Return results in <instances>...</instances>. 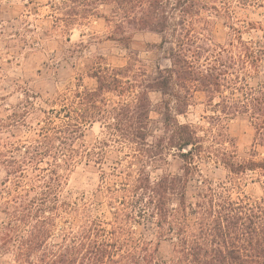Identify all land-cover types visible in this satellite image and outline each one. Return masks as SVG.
<instances>
[{
	"label": "trees",
	"instance_id": "obj_1",
	"mask_svg": "<svg viewBox=\"0 0 264 264\" xmlns=\"http://www.w3.org/2000/svg\"><path fill=\"white\" fill-rule=\"evenodd\" d=\"M52 7L55 27L66 31L103 17L107 39L124 46L129 60L111 66L102 55L86 56L81 70L94 87L62 92L49 109L26 93L0 112L7 194L1 241L16 248L13 264H264V157L257 150L264 148V80L256 77L264 45L243 35L263 28L250 16L264 0H61ZM216 18L229 28L224 42L213 30ZM145 31L160 35L145 48L167 64L149 65L134 50L136 34ZM156 91L165 118L153 133ZM199 91L220 114L207 126L180 122L177 115L187 113ZM238 115L254 129L249 152L226 130L225 118ZM96 122L107 137L89 146L85 129ZM110 142L128 149L127 164L119 159L103 171L93 200L65 197V171L84 160L101 162ZM170 155L182 159L180 171L153 177L148 166L166 164ZM209 161L222 166L225 180L203 174ZM194 175L200 178L190 197ZM252 179L262 189L254 198L243 191ZM100 203L110 219L94 213ZM149 223L157 239L140 230ZM163 239L172 244L167 259L157 255Z\"/></svg>",
	"mask_w": 264,
	"mask_h": 264
},
{
	"label": "rangeland",
	"instance_id": "obj_2",
	"mask_svg": "<svg viewBox=\"0 0 264 264\" xmlns=\"http://www.w3.org/2000/svg\"><path fill=\"white\" fill-rule=\"evenodd\" d=\"M61 0H1L0 1V112L6 108L18 105L25 99V94L34 95V102L44 109L51 107V102L58 94L75 89L94 87L95 79L85 75L81 66L86 56L102 55L105 62L111 66H120L127 63L129 53L127 49L115 41L107 39L109 29L103 17L92 16L84 24L72 26L69 31L65 27H55L53 5ZM259 13L251 14L250 20L260 23L262 29H244V38L247 40L260 39L264 45V8L256 10ZM262 12V13H260ZM213 30L218 39L225 41L224 35L229 31L223 18H216ZM137 40L133 44L134 50L139 52L140 58L149 65L167 64L160 52H147L145 43L159 42L161 37L154 32H138ZM257 80H264V60ZM153 109L150 113V129L153 133L162 125L165 118L163 95L156 91L151 93ZM217 100V99H216ZM215 100V102H216ZM214 103L202 91L196 92L192 105L184 115H177L180 122H189L194 125L207 126L211 115L215 112ZM39 114V113H37ZM35 116V115H34ZM38 117L30 119L31 124L37 127ZM226 130L234 137L242 152H249L254 136V129L247 117L238 115L226 121ZM27 136V135H26ZM107 137L105 126L99 122L88 125L85 129V141L92 146L97 140ZM26 138V137H23ZM29 138V137H27ZM117 142H110L105 148L106 153L101 162L90 160L79 162L71 170L65 171L62 194L71 200L79 202L93 200L101 184L103 171L111 172L112 166L119 159L127 164L125 153L128 149H121ZM258 157H264V148L259 146ZM168 163L148 166L153 177L162 172H178L183 162L179 156H168ZM208 167L202 164L203 174L214 183L226 178V172L219 164L207 162ZM257 176V174H253ZM200 178L194 175L189 186V196L195 191V184ZM6 173L0 169V264H13L16 248L5 247L1 241V227L7 220L4 202L7 194L4 191ZM243 191L249 196L257 197L262 189L255 179L243 186ZM235 191L233 195H237ZM94 213L103 219H110L111 214L106 203L94 206ZM140 230L150 238L157 239L156 228L152 223L140 226ZM172 252V244L163 239L159 243L158 257L167 259Z\"/></svg>",
	"mask_w": 264,
	"mask_h": 264
}]
</instances>
